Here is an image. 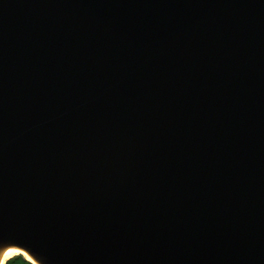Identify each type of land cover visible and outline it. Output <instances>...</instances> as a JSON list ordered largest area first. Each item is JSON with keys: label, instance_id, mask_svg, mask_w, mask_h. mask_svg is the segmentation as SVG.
<instances>
[{"label": "water", "instance_id": "95a60500", "mask_svg": "<svg viewBox=\"0 0 264 264\" xmlns=\"http://www.w3.org/2000/svg\"><path fill=\"white\" fill-rule=\"evenodd\" d=\"M4 245L264 264V0H0Z\"/></svg>", "mask_w": 264, "mask_h": 264}, {"label": "bare ground", "instance_id": "6f19581e", "mask_svg": "<svg viewBox=\"0 0 264 264\" xmlns=\"http://www.w3.org/2000/svg\"><path fill=\"white\" fill-rule=\"evenodd\" d=\"M14 257H23L31 264H37L27 253L15 246L4 245L0 247V264H6L8 260Z\"/></svg>", "mask_w": 264, "mask_h": 264}, {"label": "trees", "instance_id": "16d2710c", "mask_svg": "<svg viewBox=\"0 0 264 264\" xmlns=\"http://www.w3.org/2000/svg\"><path fill=\"white\" fill-rule=\"evenodd\" d=\"M6 264H31L21 257H14L6 262Z\"/></svg>", "mask_w": 264, "mask_h": 264}, {"label": "rangeland", "instance_id": "374dc122", "mask_svg": "<svg viewBox=\"0 0 264 264\" xmlns=\"http://www.w3.org/2000/svg\"><path fill=\"white\" fill-rule=\"evenodd\" d=\"M22 259H24L23 257H21ZM25 260V259H24Z\"/></svg>", "mask_w": 264, "mask_h": 264}]
</instances>
